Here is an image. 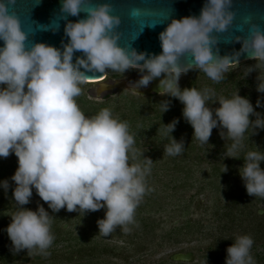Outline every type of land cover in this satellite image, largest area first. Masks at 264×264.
<instances>
[{
	"label": "clouds",
	"instance_id": "9594fccd",
	"mask_svg": "<svg viewBox=\"0 0 264 264\" xmlns=\"http://www.w3.org/2000/svg\"><path fill=\"white\" fill-rule=\"evenodd\" d=\"M15 2L0 0V41L4 43L0 47V86H5L0 87V158L10 154L18 158L11 177L16 185L12 195L17 210L9 216L11 222L5 229L13 255L22 251L29 255L33 250L43 254L54 240L50 231L53 216L42 205L36 211L23 207L29 204L33 189L53 213L66 209L85 214L106 209L104 218L97 220L98 234L105 237L117 227L127 232V226L134 223L153 161L144 158L143 165L129 164L130 151L135 157L134 137L128 123L113 118L109 109L92 117L80 110L75 97L81 94L80 85L89 80V73L136 70L141 74L131 85L136 95H140L138 89L146 88L163 74L157 94L175 98L183 105L182 116L192 127L193 138L201 144H208L213 129L226 130V134H219L233 141L227 150L229 158L242 148V137L249 128L253 135L258 134L256 129L264 130V117L254 111L248 97L239 95V90L231 99L213 101L220 105L213 112L206 106L214 95L211 90H182L179 86L181 76L192 70H201L219 82L233 65L239 64L242 54L264 62V29L257 24L249 26L247 37H235V42L242 45L240 51L223 57L213 52L218 44L213 33L226 32L236 17L231 10L233 0H206L198 18L173 20L159 34V55L138 54L120 47L115 30L121 20L111 14L112 5L83 7L91 5V0H62L63 18L87 14L86 19L66 24L64 34L69 40L67 44L62 42L63 51L43 43L28 48V36L19 19L9 13V6ZM75 52L83 56L73 63ZM185 55L192 63L181 66ZM255 67L258 65L248 67L247 76ZM257 81L256 91L264 93V81L259 77ZM159 105L162 114L170 109L168 100ZM256 107H264L260 99ZM250 116L256 119L250 120ZM178 123L174 119L158 129L171 136L163 155L177 156L185 148L182 139L177 142L171 135ZM243 161L238 171L246 194L264 198V170L260 167L264 153L249 151ZM0 188L7 193L8 181L0 182ZM253 243L248 235L237 236L226 249L225 264H254L250 255Z\"/></svg>",
	"mask_w": 264,
	"mask_h": 264
},
{
	"label": "rangeland",
	"instance_id": "374dc122",
	"mask_svg": "<svg viewBox=\"0 0 264 264\" xmlns=\"http://www.w3.org/2000/svg\"><path fill=\"white\" fill-rule=\"evenodd\" d=\"M254 65H258V67H255L254 71L247 76L248 67H254ZM232 74L240 76L244 81L241 89L238 88L239 95L242 97V93H247L254 109L264 111V107H256L257 99H260L261 103L264 104V93H258L256 91L258 83L257 77L264 81V62L252 60L237 64L232 66L229 72L225 73L224 76L227 77ZM140 77L141 74L136 70H128L125 73L116 71L108 74L104 82L113 83L117 80H129V86L132 88L131 85L137 82ZM193 80L198 83V88L201 87L200 91L209 89L214 94L212 100L208 102V107L213 111L218 108L220 105L212 102L223 97L224 94L221 90L215 89L214 85L216 82L208 78L203 71L192 70L186 75L181 76L179 80L180 88ZM80 88L81 94L75 98H86L88 101L101 103L109 96L112 108L122 106L125 102H128V100H131V98L148 97L133 94L130 89H123L116 93L103 94L99 97L96 92L98 84H93L92 82H85L80 85ZM235 93L236 91L234 95ZM259 114L261 117H264V114L260 112ZM145 141L147 140L143 142ZM234 155L235 154H231V158L234 157ZM221 158H229V154L221 155ZM190 163L191 165L193 164L191 161ZM1 166L6 169L10 168L11 173L6 172V170L2 174L3 177L0 178V182L7 180L9 183L7 193H5L3 188H0V264H26L22 262V259L25 258L31 259L28 264H170L167 263V260L173 258V256L178 253H193L196 257L193 263L181 264H225V260L218 262L212 258L210 259V256L206 254L207 248L214 243L215 237L221 238L228 234L231 237L245 235L243 232L245 231L244 226H240L236 223V227V224L232 222V218L229 215H224V213L229 210L228 207L231 205L232 199H234L233 197H239L242 191L245 190L239 174H234L229 179V183L226 185L228 188H223V192H221L220 195H218L216 191L208 189L197 199L191 200L192 196L196 193V189L190 190L184 194L179 193V197L182 198L183 202L190 204V209L188 211H183L182 209L178 210L177 208H173V206L168 207L164 205L166 209L163 211L159 210L153 214L143 212L141 215L150 219L147 224L148 227H146V231L149 233L148 236L138 232L139 227L143 226L138 223L128 225L127 227L129 230L127 232L117 227L107 237L100 235L98 234L97 220L104 218L106 209H101L97 212H86L85 214H79L78 212L69 213L66 209H61L58 213H53L51 209L48 208L47 204L36 194L35 189H33V195L30 203L26 205V209L36 211L37 207L42 205L45 210L48 211L49 215L53 216L50 231L54 236V240L50 248L43 254L39 253L37 250H33L29 255L27 251H22L19 254L13 255L11 252V241L7 235H5V237H3V235L6 233L5 229L11 222L9 216L17 210L12 195L16 185L11 180V177L18 167V158L14 154H10L9 157L5 159L0 158V167ZM194 169L197 171L199 177L202 176V173H207L209 171L206 164L202 166L195 165ZM158 186L161 187L160 183L157 184V187ZM224 191H226V195H224ZM261 199L263 202L258 204L255 211H263V215L260 216L264 217V198ZM166 203L174 204L175 200L167 199ZM234 215L241 214L235 212ZM135 217L136 215L134 214V218ZM187 221H192L191 232H201L198 236L194 237L195 240L189 241L191 235L185 232V234L182 235V232H175L176 235L169 236L171 237V240H169L168 233L173 231V229L183 228ZM196 221H199L200 225H197L195 223ZM153 222H155L154 225H152ZM248 224H250V220H246L244 224L245 227H247L246 225ZM261 224L262 228H264V220ZM224 225H226L225 232L220 229V227ZM65 226H67L66 229L64 228ZM60 230L65 232L62 237H58V232ZM137 233L138 236L135 237ZM229 236H227V238H229ZM57 238L60 240H57ZM125 241L131 242L127 245ZM96 245L116 247V251L120 254V257L115 256L116 254L100 255L98 251L100 256L96 257L92 262L70 263L66 260L76 259L78 249L83 248L91 252L90 250ZM38 255L41 256V260L35 261L34 257ZM253 255L257 256L254 264H264V243L257 246V250L254 251ZM54 260L55 262H53ZM174 264H177V262Z\"/></svg>",
	"mask_w": 264,
	"mask_h": 264
},
{
	"label": "trees",
	"instance_id": "16d2710c",
	"mask_svg": "<svg viewBox=\"0 0 264 264\" xmlns=\"http://www.w3.org/2000/svg\"><path fill=\"white\" fill-rule=\"evenodd\" d=\"M243 82L244 81L240 76L232 74L227 77L224 76V78L219 82H216L214 86L216 90H221V92H223V98L231 99L234 96V92H237L238 88L241 89L243 86L242 84H244ZM197 84L198 83L193 80L181 89L183 90L185 88L193 87L200 91L201 87L198 88ZM242 97L250 98L247 93H242ZM165 100L170 101V109L162 114L159 104ZM75 102L86 117L95 116L102 109L107 108L111 111L113 118L128 123L129 133L134 137L132 148L135 150L134 158L133 153L131 151L129 152L130 165L134 163L143 165L144 158H150L153 161L151 171L145 177V194L140 200L134 213L136 215L134 223L144 226H140L138 232L144 233L146 236L149 235L146 231V227H148L147 224L150 219L141 215L143 212L153 214L159 210L163 211L166 209L164 205L168 207L173 206V208H177L178 210L182 209L183 211H188L190 209V204L183 202L182 198L179 197V193L184 194L190 190L196 189V193L192 196L191 200L197 199L208 189L216 191V193L220 195V193L223 192V188H228L226 185L229 183V179L234 174H239L238 170L242 167L244 163L243 159L247 152L259 150L264 153V141H262L264 140V130L256 129L255 131L258 134L253 135L252 129L249 128L242 137V148L233 153L235 154L234 157L222 159L221 155L228 154L227 150L233 143V141L227 137H225V139L221 138L219 133L224 131L226 134V130L220 128L213 129L208 144H201L200 141L193 138V129L182 116L183 105L175 98L167 96L161 97L158 95H151L147 98H131V100H128V102H125L122 106L115 108L111 107L109 96H107L101 103L88 101L86 98H75ZM206 106L208 107V105ZM254 111L264 114V111H261L260 109H254ZM174 119H178L179 123L176 125V129L171 135L177 142L182 139L185 148L183 152L177 156L163 155L164 147L170 143L171 136L163 135L162 132H158V129L162 128V124L167 125ZM255 119V116H250V120ZM144 140L147 141L143 142ZM141 153L143 155H141ZM190 161L193 163L192 165ZM204 164L207 165L209 171L207 173H202V176L199 177L194 166H202ZM224 166L227 167V172H224ZM260 167L264 170V162H261ZM5 171L11 173L10 168L6 169L1 166L0 178L3 177L2 174ZM158 183H160L161 187H157ZM224 192V195H226V191ZM233 198L231 205L228 207L229 210H227L224 215H229L234 224L238 223L240 226H244V234L253 239L254 243L250 250V255L252 256L253 261H255L257 256L253 255L254 251L257 250L259 244L264 243V228H262L261 224L264 217H261L259 211H255V209L258 204L263 201L260 197L248 196L246 190H243L239 197ZM167 199H173L175 200V203L168 204L166 203ZM23 207L27 208L26 205ZM235 212H238L241 215H234ZM246 220H250V224L246 225L247 227L244 225ZM195 223L200 225L199 221H196ZM154 224L155 222L152 223V225ZM191 224L192 221H187L183 228L170 231L168 237L176 235L175 232H182L181 235L185 233L191 235L189 241L195 240L194 237L198 236L201 232H191ZM225 226L226 225L220 227L223 232L226 230ZM118 228L121 229L120 227ZM64 233L65 232L60 230L58 232V237H62ZM137 236L138 233L135 237ZM227 236H229V234L221 238L215 237L214 243L210 245L206 251V254L210 256V259L212 258L218 262L226 259V249L234 243L236 238L234 236H229V238H227ZM3 237H5V234ZM57 240L60 239L57 238ZM169 240H171V237H169ZM130 242L125 241V244L129 245ZM116 250V247H110L109 245H96L90 250L91 252L80 248L76 253V259L73 258L66 260L70 263H84L85 261L92 262L96 257L102 254H116L115 256L120 257V254H118ZM98 251L100 252V255ZM53 262H55V260ZM167 263L174 264L176 262L170 258L167 260Z\"/></svg>",
	"mask_w": 264,
	"mask_h": 264
},
{
	"label": "water",
	"instance_id": "95a60500",
	"mask_svg": "<svg viewBox=\"0 0 264 264\" xmlns=\"http://www.w3.org/2000/svg\"><path fill=\"white\" fill-rule=\"evenodd\" d=\"M109 3L112 5V15L118 16L121 20L119 27L115 30L119 35L118 45L122 48L135 50L148 55H159L162 52L159 34L171 24L173 20H180L185 17H199L201 9L206 0H91V5ZM62 0H16L14 5L9 6V13L14 14L20 21L21 29L28 39L26 46L43 43L63 51V44H67L69 38L65 36L64 29L68 22H78L86 19L87 14L81 12L78 16H67L61 12ZM236 13L233 24L224 33H213L218 44L213 52L223 56H232L240 51L241 43L235 42V37H247L249 26L259 25L264 29V0H233L231 9ZM241 29L237 31V29ZM0 41V47H3ZM82 52H75L73 63L76 57H82ZM252 61L247 54L239 57V64ZM141 64L143 62H140ZM192 63L191 57L185 55L181 58V66ZM235 66V65H233ZM116 71L106 70L105 73H89V80L98 84L97 95L116 93L123 89H130L129 80H117L113 83L104 82L106 75ZM164 76L154 79L146 88L138 89L140 96H151L157 94V85ZM103 80V81H101ZM100 81V82H95ZM133 92V90H132ZM263 215V211H259ZM65 229L67 226L64 227ZM7 235V233H5ZM193 253H178L173 256L177 263H193ZM35 261L41 257H34ZM31 259H22L23 263H30Z\"/></svg>",
	"mask_w": 264,
	"mask_h": 264
},
{
	"label": "bare ground",
	"instance_id": "6f19581e",
	"mask_svg": "<svg viewBox=\"0 0 264 264\" xmlns=\"http://www.w3.org/2000/svg\"><path fill=\"white\" fill-rule=\"evenodd\" d=\"M107 76V75H106ZM107 79V78H106ZM140 89H142V88H140Z\"/></svg>",
	"mask_w": 264,
	"mask_h": 264
}]
</instances>
